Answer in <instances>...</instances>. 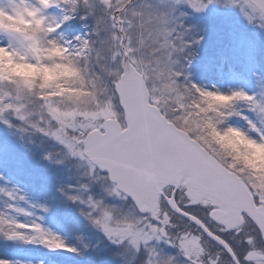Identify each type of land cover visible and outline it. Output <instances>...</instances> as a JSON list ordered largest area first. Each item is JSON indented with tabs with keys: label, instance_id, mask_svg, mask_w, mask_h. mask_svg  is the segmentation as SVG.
<instances>
[{
	"label": "snow or ice",
	"instance_id": "obj_1",
	"mask_svg": "<svg viewBox=\"0 0 264 264\" xmlns=\"http://www.w3.org/2000/svg\"><path fill=\"white\" fill-rule=\"evenodd\" d=\"M211 6L264 32V0H0V127L61 169L43 204L0 173V244L38 264H264V175L216 139L264 147V85L193 81L207 25L189 21Z\"/></svg>",
	"mask_w": 264,
	"mask_h": 264
},
{
	"label": "rangeland",
	"instance_id": "obj_2",
	"mask_svg": "<svg viewBox=\"0 0 264 264\" xmlns=\"http://www.w3.org/2000/svg\"><path fill=\"white\" fill-rule=\"evenodd\" d=\"M189 23L192 25H207V33L204 35V39L198 51H200L202 55L204 54L203 61H205V63L206 61L209 63L215 60L214 57L219 60L216 64H207L205 68L207 69L206 71L216 74L212 75L213 77H220L222 79V84L217 81L211 84V87L215 85L224 91L239 88L250 94L259 91L261 85H264V78L262 77V75L264 76V32L258 29L260 34L255 36L256 40L252 41L254 38L248 39V34L253 33V30L257 28L246 26L235 10H225L216 6L209 7L205 15H196L191 18ZM229 29L230 32L228 34ZM219 33H221L220 38ZM221 38H223V40L219 41ZM254 44L260 47L256 48ZM224 63H226V65H224ZM217 64L218 66L220 64V68ZM234 65H236L237 68L235 69L236 71L233 70L236 74L232 71V69H234L233 67H235ZM198 69L195 71L190 66L189 71L191 76L196 74L197 76H201ZM237 73L240 75H237ZM234 123L242 125L243 121L235 120ZM28 139V137H24L25 142H27ZM20 162L25 163L23 169L17 166ZM5 165H9L14 171L17 170L23 173L26 181L36 183V185L41 188L44 187V181L46 180L45 177L43 179V175L41 174L42 165H47L46 167L50 170L47 174L50 178L53 173L61 172L60 168L50 167L49 164L45 162H38L35 157L21 151L20 148L10 140L8 133L0 127V168H3ZM66 182L72 183V181ZM38 193H42V189ZM47 196L49 197L50 195ZM27 199L31 203H40L38 196L34 198L32 195L28 194ZM2 206L3 202L0 201V207ZM21 206L27 207V205ZM21 219L24 218L21 217ZM45 222L46 225L51 228V222L49 223V221L46 220ZM68 241L70 243L71 240L68 239ZM2 251L5 250L0 248V252ZM4 255H6V251ZM74 260V257L68 256L67 261L70 264L78 263L77 261L73 262ZM29 264H37V259Z\"/></svg>",
	"mask_w": 264,
	"mask_h": 264
},
{
	"label": "trees",
	"instance_id": "obj_3",
	"mask_svg": "<svg viewBox=\"0 0 264 264\" xmlns=\"http://www.w3.org/2000/svg\"><path fill=\"white\" fill-rule=\"evenodd\" d=\"M229 32H230V29L228 31V34H229ZM220 34L221 33H219V38L221 36ZM259 34H260V31L258 29H255V30H253V33L248 34L247 38L248 39L254 38L252 40V41H254V40H256L255 36H257ZM221 40H223V38H221L219 41H221ZM254 47L258 48L260 46L254 44ZM214 59L215 60H212L209 63H215L216 64V62L219 61V60H217L216 57H214ZM203 60H204V54L202 55L200 51H197V55L193 59L190 66L195 71H196V69L199 68L198 72H200L201 76H197V74L194 76H191L193 81L200 84L201 86H204V87H208V86L211 87L210 85L213 83H216L217 81H219L222 84V82H221L222 79L220 77H213L212 75H216L215 73L206 71L207 69L205 68V66H207V64L209 65V63H207V61L205 63V61H203ZM210 65H212V64H210ZM224 65H226V63H224ZM217 66H218V64H217ZM219 66H220V64H219ZM234 66L235 67H233L234 69H232V71L237 69L236 65H234ZM234 73L236 74V72H234ZM237 75H240V74L237 73ZM262 77L264 78L263 75H262ZM24 164L25 163L20 162L17 166L23 169ZM39 164H41V163H39ZM42 166H43V168H41V174L43 175V179H44V177L46 179L44 181V187H43L44 189L41 188L40 186L36 185V183L26 181L24 179L25 177H24L23 173H21L17 170L14 171L13 169H11L9 167V165H5L3 168H0V172L3 173V175L11 181V183L16 184L20 188H22L23 191L25 192L26 196H28V194L32 195L34 198L38 196L40 203L43 204L46 202V200L48 198L47 195L53 194L54 181L47 174L50 171L48 169V167H46L47 165H42ZM56 174H59V173H56ZM41 189H42V193H38ZM32 203H36V202H32ZM45 220L49 221V223L51 222V228L54 231L59 232L61 235L65 236L67 239L71 240L70 243H75V241L71 238V236H72L71 233L68 232L65 227L61 226L60 213L58 212V210L55 207L52 208L50 214H47L45 216ZM0 248H3L6 251V255H4L5 251L0 252V256H1L0 258H4V259L8 258V259L13 260V261L27 260L29 263H31L37 259V264H38L39 260L45 259L47 256V253H45L43 250H41L39 248H34V247H19V246H15L12 244H0ZM67 260H68V256L60 259L59 264H70ZM73 262H75V260ZM46 264H47V260H46Z\"/></svg>",
	"mask_w": 264,
	"mask_h": 264
},
{
	"label": "clouds",
	"instance_id": "obj_4",
	"mask_svg": "<svg viewBox=\"0 0 264 264\" xmlns=\"http://www.w3.org/2000/svg\"><path fill=\"white\" fill-rule=\"evenodd\" d=\"M3 59V57H0V60ZM5 67L14 72H19L25 75L35 74L36 72H40L45 76L51 75V73L43 69L37 70L24 65H13L11 62H8ZM67 71V69H60V72L65 74ZM216 99L219 100L221 98ZM216 139L218 143L236 151L237 158L241 159L248 167L255 169L261 175H264V147L250 143L237 132H230L226 136L217 137ZM240 148H243L244 151L241 152L239 150Z\"/></svg>",
	"mask_w": 264,
	"mask_h": 264
}]
</instances>
